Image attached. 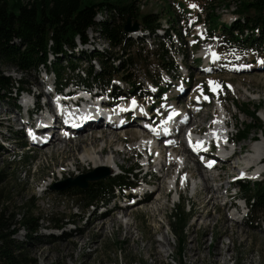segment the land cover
I'll return each instance as SVG.
<instances>
[{
    "label": "rangeland",
    "instance_id": "1",
    "mask_svg": "<svg viewBox=\"0 0 264 264\" xmlns=\"http://www.w3.org/2000/svg\"><path fill=\"white\" fill-rule=\"evenodd\" d=\"M188 1L190 0H173V2L177 3L180 10L186 11V14H189ZM241 1L251 0H199L200 3L209 2V5H213L214 9H216L214 12L217 14L215 17L217 20L215 19L214 26L218 22L230 23L234 21L238 16L236 6ZM164 2L165 0H138L141 9L147 7L145 12H162L160 13L161 27L166 26V23H168L166 22L168 14L165 13L163 7L167 1ZM199 7L201 14L204 15L206 13L205 6L199 5ZM173 9L177 13V9ZM180 14L182 20L180 22L181 26L175 27V35L171 34L169 41L162 39V36H159L160 38L143 36L142 39L138 40L139 42L129 50V54L136 57V63L132 67L120 68L115 74L119 76L118 79L112 80L109 78L107 80L103 78L101 80L93 76H86L83 71L80 73L74 71L66 72L65 76L67 80L78 82L84 79L83 83L89 84L92 89L95 88L104 94L114 91L116 89L114 87L116 86L122 92V96L119 98L121 99L122 97L130 96L129 86L121 79L126 77L140 89V95L131 98L137 103V108L145 110L146 106L152 105L151 112L145 110L150 121H153L156 115L161 114L165 116L166 112H168L166 106L171 103L169 102L166 105L160 102V105L157 106L156 101L167 95L178 101L180 86L183 87V94L181 92L183 99L178 102V105L190 112V105L192 99H194L192 96L197 94L207 99L208 96L206 94H209L210 87L213 84L219 90L218 95L222 99V104L225 105L226 109L228 108L231 115H235L233 124L237 128H243L249 119L247 115L238 112L237 109L246 107V105L254 109L257 104L259 105L257 115L260 116L264 128V120H262L264 118V71L259 72L256 69L257 64L262 60L264 61L262 47L252 48L253 52H249L248 54L247 51L240 52L234 46L226 47L218 39L214 41L215 39L211 38L209 41L201 26H192L196 20H203L201 14H189L190 16L187 15L185 18L184 14ZM98 19L101 20V17ZM207 24L209 23L207 22ZM201 30L203 31L200 32ZM88 35L89 38L94 39V42L86 46H80L77 42L76 52L84 50L88 53L95 48L101 51L107 50L115 54L121 53L120 49L112 48L104 38L97 37L95 39L93 30L89 31ZM156 43H163L162 48H159ZM205 45L212 46V49L217 52L215 60L209 61V63H206L204 58L198 57L201 54L202 47ZM163 47L166 48V51ZM158 53L160 57H157ZM161 54H165L167 61L178 64L179 68L177 70H170V66L162 67L160 65ZM205 63L208 67L203 70L201 67L202 65L205 66ZM76 64L82 69L88 66L85 60L79 61ZM173 64L169 63L172 66ZM98 67L97 62H94V70H98ZM0 71L11 76L14 80L21 79L28 81L32 91H38L39 89L35 82L38 84L41 80H44L41 72L38 74L31 73L29 76H26L22 75L15 67H10L1 62ZM80 74L83 78L80 77ZM47 78L52 80L53 75L49 74ZM156 81H159L161 85L159 89L153 86L148 87L152 82ZM46 85L48 88L50 87L47 83ZM111 86H113L112 90ZM161 89H167L168 91L164 96L159 97ZM12 96L14 97L15 94ZM108 98L110 100L117 99ZM128 99L130 98L128 97ZM213 100L216 103V96H214ZM18 102L21 103L20 97H18ZM212 107L209 106L206 110H203L206 116L202 118L200 127L191 125L195 131L204 129L208 122L211 121L214 108ZM201 114L203 115L204 113ZM132 116L133 112L130 113V117ZM196 119L200 120V118ZM14 121L16 119L12 106V98L7 96L0 97V173H2L0 189L6 190L0 196V208L3 196L9 198L7 203L8 212H17L22 202L30 198L35 204L37 212L45 215V219L42 221L40 229L34 234V237H27L25 231L22 229L17 230L12 235L16 243L23 246L20 249L21 252L19 251L20 253H18L20 255H16L19 256L18 260L23 261L25 259V262L28 264H180V262L193 264L189 258V250L193 247L192 254L195 253L194 260H197V264H264V213L254 214L258 217V222L252 224L248 216H244L245 210L243 209L241 210V216L244 217L241 219V222L239 221L234 223V226H229L224 222V210L221 209L220 205L223 202V198H220L214 207L209 206L211 215L217 217V222L213 228H206L200 225L196 227L191 226V223L195 222V218H198V199L201 198L202 202H206L209 198V195L202 189V183L198 185V189L195 192L190 187L182 192L180 203L174 205L173 208L171 207L172 202L164 195L165 198L162 201L166 203V209L161 216H157L158 221L151 220L148 214L138 207L128 209L126 214L122 213L124 209L120 210L118 206H115L112 214L100 216L98 211L93 210V206H86L81 195H71L68 191L59 193L66 190L62 187L67 180H73L78 175L97 169V167L92 168L82 163L79 159L78 154L81 153V149H79L78 143H80L81 139L93 136L98 140L95 148L100 146L106 147L107 143H103L102 139L97 137L102 135L101 137L104 138L111 132H117L121 142L113 144L111 148L121 149L124 147L127 152L129 149L135 147V136H140L139 134L141 133L139 128L127 126V128H123V131L126 130L127 132L124 135V132L121 130H106L102 127H92L87 129L84 134H78V137L73 136L72 138H75L72 142L73 144H68L66 151H57L52 146L53 144L44 148H40L37 145H29L27 138L22 134L23 131L21 133L13 132L16 130L14 127L18 125ZM56 130L58 129L56 128ZM254 135L261 136V131L258 134L252 131L247 139L238 141L237 148L245 146L247 151L249 149L248 140H252ZM181 145L185 146L184 137L181 139ZM179 151L181 152V148ZM71 154H74L75 159H78L82 165L76 172L64 171L61 175L59 173L61 169L71 168V166H67V164H70L67 157ZM137 156V154H133L132 159L124 161L121 168L128 167L132 163L137 164L139 160ZM24 158L28 159L25 165L22 163ZM192 163L194 162L189 159L187 166L193 170ZM235 165L236 163H234ZM222 167L224 168L219 170L222 178H216V180L214 178L212 179L213 181L210 180L208 182L212 185V188H215L217 183L225 182L227 173L230 174L228 179L238 174L236 172L237 169H234V171L233 166L229 165V163L224 164ZM173 170L172 168L171 174H173ZM195 177L196 181L200 182V176ZM165 182L164 186L166 187ZM152 183L157 187L159 180L153 179ZM226 186L228 188V184ZM233 192L231 191V193ZM116 193L117 191L113 192L112 195L115 196ZM172 198H175V196L173 195ZM229 202L232 206H229L225 210L224 213L226 214H231L235 211L233 206L236 202L233 199H229ZM183 207L189 216V220L185 228L186 241L180 257L181 260H179L177 254L178 240L171 230L170 216L173 212L181 210ZM110 216L111 218L119 217V222L113 223L111 227L106 228L103 235L97 233L98 228L90 226L91 219L100 217L110 219ZM125 221H130L132 224L131 231L134 234V240H130L125 236L121 225V222ZM160 224H162V232L166 233V247L169 253L158 256L148 255L145 248L151 245L150 241L161 239L162 234L157 231ZM118 248H120L119 254L117 253ZM215 259H217L216 263Z\"/></svg>",
    "mask_w": 264,
    "mask_h": 264
},
{
    "label": "trees",
    "instance_id": "2",
    "mask_svg": "<svg viewBox=\"0 0 264 264\" xmlns=\"http://www.w3.org/2000/svg\"><path fill=\"white\" fill-rule=\"evenodd\" d=\"M107 10L111 13L110 19L96 22L97 13ZM236 13L238 16L234 21L218 22L214 26L217 14L208 12L207 17L212 24L209 30L218 28L219 41L226 47L234 46L240 52L247 51L249 54L253 52L252 48L261 46L264 52V0L241 1L236 6ZM127 18L138 21L141 27L152 31L160 25L158 14L140 13L136 0H0V62L15 67L26 76L31 73L38 74L44 68L60 85L67 81L66 72H74L76 63L84 60L88 64L87 76L101 80L118 79L119 76L115 74L120 68L132 67L136 63V57L130 55L129 50L139 41L125 33L123 28ZM179 18L176 16L170 20V27L174 31L176 26L180 27ZM93 25L99 31V37L104 38L112 48L120 49V54L95 48L88 53L84 50L76 52L77 42L83 45L89 41L87 31ZM162 45L163 43L159 44V48H162ZM163 48L166 51V48ZM161 55L162 67L170 66V70L179 68L177 64L167 61L165 54ZM94 62L99 65L98 70H94ZM80 77L83 78L81 74ZM121 79L127 83L131 94L141 93L139 87L128 78ZM152 83H155L153 85L157 88L161 86L159 81ZM28 87V81L14 80L0 71V97L12 98L13 106H17V103L12 95L20 94L21 90ZM117 93L118 96L121 95L119 91ZM255 106L254 109L248 105L242 108L249 119L243 128L237 129L239 140L247 138L252 131L257 134L261 131L264 135L262 122L257 115L259 105ZM27 162V158L22 161L24 165ZM1 178L2 173L0 182ZM132 178L130 171L123 170V174L116 173L101 179L87 180L86 187L66 186V190L62 189L64 191L59 193L68 191L71 195H81L86 206H94L95 203L109 198L116 186L126 185ZM237 187L242 198L248 202V218L252 224L257 223L258 217L254 214L264 213V181L251 183L238 180ZM3 191L6 190L1 188L0 196ZM8 201L9 198L3 196L0 208V264H28L25 259H17L19 256L16 255H20L18 253L23 246L16 243L12 235L22 229L27 237H34L45 215L37 212L30 198L22 202L17 212H8ZM184 209L183 207L170 216L171 230L178 240L179 260L183 253L185 228L189 220ZM119 252L120 248L117 249L118 254Z\"/></svg>",
    "mask_w": 264,
    "mask_h": 264
},
{
    "label": "bare ground",
    "instance_id": "3",
    "mask_svg": "<svg viewBox=\"0 0 264 264\" xmlns=\"http://www.w3.org/2000/svg\"><path fill=\"white\" fill-rule=\"evenodd\" d=\"M139 5V3H138ZM107 13V14H106ZM108 15V18H107ZM97 16V17H96ZM95 16L96 18V22H100L102 19L108 20L111 17V13L107 10V11H100L97 13V15ZM101 17V20H99L98 18ZM107 18V19H106ZM95 26L93 25L92 28L90 27L88 29V31H92L95 30V33L98 34L99 31L96 30L94 28ZM141 33V32H139ZM144 34H147L148 31L145 30L144 32H142ZM210 47V46H208ZM212 50V47H210ZM207 49V46H203L202 49H204L201 54L204 57V60L206 63L209 62V56L213 53L211 50ZM207 49V51L205 50ZM239 67V66H237ZM256 69L259 72H263L264 71V61L262 60L261 62H259L256 66ZM242 70V69H239ZM244 71V70H243ZM44 80H41L40 83H38V85H40ZM183 87H179V98L178 101L176 99L177 103H173V105H175V108H173L171 111L174 110H179L181 109L180 115L176 116V118H180L182 115L187 116V119L184 120L182 122V125L178 128V131L175 135H170L169 139H170V144L166 145V144H162L161 142H158L156 149H157V154L155 155L154 151L151 153L152 156L150 157L151 159L148 161V172L147 175L143 174V172H140L138 175L140 176V179H143V181H147V183H152L153 179H158L159 180V184L156 187L153 183V191L151 192H147V194L143 197L142 201L136 204H133L131 206L129 205H120L118 206V209L123 210L122 213H126L128 209L134 208V207H138L141 210H144L149 218L153 221H158L157 220V216H161L163 214V212L166 209V203L164 201H162L163 198L170 196V194L168 193V190L166 189V187L164 186V181L166 180L167 177H169V175L171 174V169H177V172L179 175L182 176L183 180H191V184H190V188L193 192H195L198 189V185L200 183H202L203 185V190L205 191V193L207 195H209L208 200H206V202H202L201 198H199V210L197 211V216L198 218H195V222L191 223V226L196 227L197 225L200 226H205L207 227H214L215 223L217 222V217L211 215L210 211H209V206H215L216 202H218V199H222L223 198V202L220 203L221 205V209L224 210L223 211V218H224V222L225 224H228L229 226H234V223L237 222H241L240 216H241V209L234 205V212H232L231 214H226L224 213L225 210L229 207L232 206L229 203V199H231L232 195H230V193H228L229 191V187H230V182L228 179V177L230 176L229 173H227V178L225 180V182H220L216 184V187L212 188V185L209 184L208 182L212 179L216 180V178L221 179L222 178V174L219 173V170H222L224 167V164L229 163V165L233 166V170L237 169L236 172H240V170L238 168H236V165L234 166V162L232 160H230L229 157H227L225 160H223V164L220 166H215L213 169L207 168L204 164H202L200 161H198L194 154L190 153L189 150L187 149L186 146H182L181 145V139L185 136V134L188 133H201L205 130L201 129L198 131H195L191 125L193 126H198L200 127L202 124V118H204L206 116V113L203 112V110H206V108H199V104L201 103L200 100H202V97L199 95H195L192 96V103H191V111L188 112L185 109H183L180 105H178V102H180L183 99V92H182ZM182 92V94H181ZM119 100V99H117ZM115 100V101H117ZM123 100V99H121ZM106 100H104L105 102ZM147 101V100H145ZM144 101V102H145ZM43 102V101H42ZM132 102V101H131ZM222 104V102H221ZM218 104V107L223 110H225L226 112L229 113L228 108L226 109L225 105H221ZM146 105V103H145ZM205 105L207 106H213L214 108H216L215 106V102H213L211 100V102H206ZM145 107V106H144ZM212 107V108H213ZM48 109H50V104L49 106H47ZM213 108V112H215ZM133 116L130 117L129 115L126 116L127 112L125 110H123L122 108L119 111V114L116 115V117L118 116V118L121 120L122 125H110V126H105V124H107L105 122V118L102 117L101 119H98L97 122L92 126V127H102L106 130H115L116 131H122L124 132V135L127 133L126 130L123 131V128H127V126L129 127H136L139 128L141 133L139 134L140 136H135V142L136 145L135 147L131 148V149H127L128 151L126 152V150L124 149V147H122L121 149L117 148V149H113L111 148V146L115 143L121 142V140H119L120 137H118L117 132H111L109 135L103 137H97V138H101L103 143H107L106 147L105 146H100L98 148H95V144L97 143V139L94 138L93 136L87 138V139H81L80 143H78L79 149H81V153L78 154L79 159L82 161V163L91 166L92 168L97 167L100 168L104 163L106 165L109 166V170L112 171L113 166H116L118 169H121V165L124 161L126 160H131L133 157V154H137V157H140L141 154L143 152H145L146 154H148L149 157V153L147 152V146H144L148 141L146 140V138L151 137L152 135H154L153 130H149L145 127L142 128V119H145L146 117H148V115L145 113V110L147 111V106L145 107V110H141L140 108H137L136 106L133 107ZM169 113V112H168ZM166 113V115L168 114ZM201 113H204L203 115ZM224 112H222L223 114ZM152 114V113H150ZM149 114V115H150ZM213 114V113H212ZM165 115V116H166ZM43 117H45V115H42ZM194 116V118H193ZM212 116V115H211ZM216 116V113H215ZM235 115H231V119L233 121ZM108 118L112 119L111 116H108ZM196 118H200V120H197ZM52 119H45L43 118L42 126L45 128L44 130H42L41 134L43 133H49L50 134V139H48L47 141H44L43 143H39L36 144L38 147L40 148H44L47 147L48 145H52L57 151H66L68 144H73V139L72 137L77 136L78 134H84L86 132V130L88 128H92L91 126H88L86 128H81L79 131H76V133H74L73 136L70 137H64L61 135V133L58 132V130H56V125L58 123H52ZM124 119V120H123ZM155 120V119H154ZM16 122V121H14ZM199 123V125H198ZM92 125V123H91ZM161 128V127H159ZM58 129V128H57ZM44 131V132H43ZM103 134V133H102ZM135 134V132H134ZM263 134V133H262ZM97 135V134H96ZM78 137V136H77ZM138 138V139H137ZM134 139V137H133ZM229 139H232L233 141L235 140V137H229ZM125 141V140H124ZM237 144L238 142H236V149H235V153L234 155L239 156L238 160H243L245 158L248 157L247 155H244L243 152L246 150L245 146H239L237 148ZM105 145V144H104ZM138 145V147H137ZM181 145V146H179ZM51 147V146H50ZM107 147H109V149H107ZM243 147V149H242ZM181 148V152L179 151V149ZM252 149L256 152V154H261L262 156L264 155V137L262 136V140L258 141L256 144H254L252 146ZM175 150V151H174ZM250 151V149H248ZM247 150V151H248ZM178 152V153H177ZM186 153V154H185ZM183 154V155H182ZM243 154V155H242ZM241 155V156H240ZM123 156V158H122ZM68 161H70V164H67V166H71V168H67V169H61L59 171V173H61V175L63 174V172H70V171H78L79 167L82 165V163H80L78 161V159L76 160L74 157V154L69 155L68 157ZM122 158V159H121ZM189 159L192 160L193 167H194V172L192 170V168L188 167V161ZM232 163V164H230ZM235 171V170H234ZM150 174V178H148ZM210 174V175H207ZM213 174V175H211ZM234 174V173H233ZM238 175V174H237ZM195 176H200L201 180L200 182L196 181V177ZM235 176V175H233ZM213 181V180H212ZM163 182V183H162ZM215 182V181H214ZM228 182V183H227ZM166 183V182H165ZM228 184V188L227 185ZM165 187V188H164ZM166 189V192L164 193ZM177 194L179 195V197L181 198V193L182 190H180L177 187L176 190ZM165 195V196H164ZM237 207V208H236ZM115 207H113L112 209H107L106 213L104 215H100V216H105V215H110L113 212V209ZM95 211V210H94ZM107 216V217H108ZM129 216H131V214H129ZM119 222V217L117 218H111L110 219H105V217H100V218H93L90 221V226H94L96 228H98L97 233L99 235H103L104 231L106 228H109L113 225V223H117ZM159 222H161L159 220ZM158 222V223H159ZM122 224V228L123 231L125 233L126 238L130 239V240H134V234L131 231L132 228V224L130 221H125V222H121ZM159 231L162 236L161 239H153L150 241L151 245L150 246H145V250L147 252L148 255H152V256H158V255H167L169 253V250L167 249V237H166V233L162 232V224L159 225ZM224 234V233H223ZM166 242V245H165ZM193 247L190 248L189 252V258L191 259V261L193 262V264H197V260L195 259V253L192 254L193 251ZM220 253V252H219ZM215 263L217 262V259L214 260Z\"/></svg>",
    "mask_w": 264,
    "mask_h": 264
},
{
    "label": "water",
    "instance_id": "4",
    "mask_svg": "<svg viewBox=\"0 0 264 264\" xmlns=\"http://www.w3.org/2000/svg\"><path fill=\"white\" fill-rule=\"evenodd\" d=\"M138 28H139V23L137 21H134L133 23H131L130 19H127L126 23L124 24L125 32L136 31L138 30ZM107 174H108L107 171L103 170L102 168H98V169L93 170L92 172L81 174L73 180H67L66 182H64L63 187L68 186V185H77L80 187H86L87 185L86 181L88 179L90 180L99 179V178L105 177Z\"/></svg>",
    "mask_w": 264,
    "mask_h": 264
},
{
    "label": "snow or ice",
    "instance_id": "5",
    "mask_svg": "<svg viewBox=\"0 0 264 264\" xmlns=\"http://www.w3.org/2000/svg\"><path fill=\"white\" fill-rule=\"evenodd\" d=\"M210 83H212V82H210ZM202 144H203V142H197V146H198V147L202 146ZM194 150H195V149H194ZM209 166H211V162L209 163Z\"/></svg>",
    "mask_w": 264,
    "mask_h": 264
}]
</instances>
